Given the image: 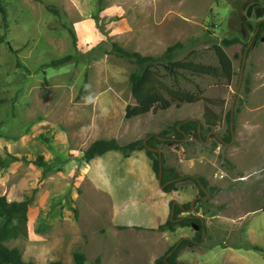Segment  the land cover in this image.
I'll use <instances>...</instances> for the list:
<instances>
[{"label": "rangeland", "instance_id": "obj_1", "mask_svg": "<svg viewBox=\"0 0 264 264\" xmlns=\"http://www.w3.org/2000/svg\"><path fill=\"white\" fill-rule=\"evenodd\" d=\"M3 4L7 15L6 22L0 15V196L31 202L27 221L12 219L4 241L9 248H18L24 260L34 264H74L76 252L86 255V264H95L98 258L100 264H153L154 258L168 254L170 248L163 243L156 252L157 237L151 230L117 224L118 207L124 209L116 201L115 189L120 198L133 189L137 192L133 179L122 183L115 179L124 174L125 157L120 152L91 161L84 157L98 140L125 146L167 131V137L155 143L166 168L208 181L205 196L191 181L177 184L178 202L193 204L189 214L203 216L207 226L204 242L182 250L178 262L264 264V34L254 41L264 19V0H103L101 5L97 0H3ZM48 6L57 8L60 16L51 14ZM69 28L76 33V44ZM236 38L239 44L225 47L236 73L230 84L190 75L179 83L181 89L215 101L211 107L222 116L220 126L212 130L204 126V102L125 118L127 106L135 104L130 76L137 66L119 58L114 45L152 57L157 64L189 58L218 66L213 47ZM174 46L179 49L167 57ZM65 57L72 60L51 66ZM86 79L89 92L80 97ZM166 82L174 84L170 78ZM191 119L204 126L203 140L194 132L184 140L174 138V128ZM133 155L146 157L155 175L144 150ZM39 156L53 167L46 175L42 168L22 161ZM100 158L107 164L103 175L109 181L104 188L98 178L94 181L100 177L95 166ZM128 205L130 214L119 222H141L133 216L138 207L132 200ZM189 233L186 228L178 236Z\"/></svg>", "mask_w": 264, "mask_h": 264}, {"label": "trees", "instance_id": "obj_2", "mask_svg": "<svg viewBox=\"0 0 264 264\" xmlns=\"http://www.w3.org/2000/svg\"><path fill=\"white\" fill-rule=\"evenodd\" d=\"M101 5L103 0H97ZM47 10L59 17L60 13L57 8L48 6ZM0 15L3 21L6 22L7 11L4 7L3 0H0ZM74 43L77 42L76 33L73 28L68 29ZM264 34V22L260 25L259 31L254 41H258ZM3 42V39H0ZM239 39L224 40L222 45H215L213 47L217 56L219 65H205L190 61L189 58L178 61H169L166 64H157V61L152 57H143L139 53H129L118 45H114V52L119 58L128 59L137 66V70L130 76L131 92L135 100L134 105H128L126 109L125 118L131 120L137 117L145 116L149 113L157 111H167L172 107H180L183 104H197L199 102L205 103L203 124L207 130H212L222 123V116L217 114L211 107L215 105V101L203 97L200 93H192L181 89L179 86L180 80H187V75L197 77H213L217 79H225L229 84L233 81L236 73L234 64L230 56L227 54L225 47L239 44ZM179 49L174 46L168 49L167 57L171 58L173 53ZM17 54V52H16ZM72 57H65L51 63L53 67H60L68 64ZM20 66V64H18ZM170 78L174 84L169 85L166 79ZM89 92L88 80L86 79L79 96L83 97ZM231 119V115L229 117ZM198 120H186L179 123L174 128V138L177 140H184L192 132L195 133L198 139L203 140L201 128H204ZM168 132L165 131L157 136L151 135L146 142L137 141L125 146L118 144L116 140H98L94 142L88 150L84 153L87 161H91L97 157H101L109 152H120L125 158H129L132 153L144 150L151 160L152 170L158 178L163 191L171 193L177 191V184L184 181L193 182L200 190L201 195H206L208 189V181L202 177L197 176H179L173 169H168L165 166V158L151 149H157L155 143L159 142V138H166ZM232 135L227 137L229 142ZM24 162H30L43 170V175H46L52 170V165L45 161L44 156H39L35 160H28L26 157L22 158ZM161 178V180H160ZM30 200L21 202L10 201L6 196H0V223L5 220L2 227H0V264H34L32 261H26L23 258L22 252L18 248H9L4 241L10 233V225L14 217H18L24 221L28 220V213L30 207ZM192 204L180 205L175 202L171 203V216L167 222L161 225L158 230L160 232L174 233L178 228H195L197 230L194 238H183L176 245L170 248L168 254L157 259L155 264H183L178 262V256L182 250L189 247L199 246L204 242L207 233L206 221L203 216L196 213H190ZM189 215H184V214ZM261 251L260 249H256ZM86 255L80 252L74 254V264H86ZM101 260L98 258L95 264H100ZM49 264H63L60 261H52Z\"/></svg>", "mask_w": 264, "mask_h": 264}, {"label": "crops", "instance_id": "obj_3", "mask_svg": "<svg viewBox=\"0 0 264 264\" xmlns=\"http://www.w3.org/2000/svg\"><path fill=\"white\" fill-rule=\"evenodd\" d=\"M101 159L102 158H100L99 161H95V166L97 167L96 172L98 171V176L100 177H96L94 181L96 183V180L98 178V180L100 181L99 185L101 187L103 186L102 188H104L105 184L108 185L109 180H107V178L104 179L105 175H103V173L105 171L107 172V169L104 165L107 166V164L104 163ZM121 166L126 168L125 171L123 170L124 174L122 176H117L115 179H117V181H120L121 183L123 181H129L128 179H133L135 181V184L137 185V192H135V189H133L132 193L129 194L128 191L127 195H124L125 197H121L122 200L120 201V191L118 192L117 189H115L117 194L116 201L119 204L122 202L121 207L122 209H124V211H122L120 209V206L118 207L119 210L117 214H115L117 224H120L121 226L132 230L136 228H145L151 230L153 233H156V235L154 236L157 237L156 252L161 248V243H163L162 245L166 246L167 248H171L176 245L180 239L193 238V236H195V228H188L190 229L191 233L185 234L184 236H178V234L186 228H178L174 233L158 231V228L161 225L165 224L171 217V203H180L175 197V192L165 193L163 191V188L157 182L155 175H153L146 157L142 155H138V157H136V155H133L129 158H125V161L121 163ZM125 178H127V180ZM131 200L133 205L135 207H138L134 210L133 216L136 220L141 222H135L133 220L134 222L131 221V223L129 224L120 223V218L128 216L130 214V211L127 210H129L131 207V205H128V201ZM145 211L146 214H144ZM137 216L138 218H136ZM144 217L146 219H144ZM141 236L144 240L148 239L143 235ZM152 237L153 236H151L150 238ZM145 260L146 258H143L141 263H143ZM155 261L156 259L154 258L153 264H155Z\"/></svg>", "mask_w": 264, "mask_h": 264}, {"label": "water", "instance_id": "obj_4", "mask_svg": "<svg viewBox=\"0 0 264 264\" xmlns=\"http://www.w3.org/2000/svg\"><path fill=\"white\" fill-rule=\"evenodd\" d=\"M263 22H264V19L261 20V21L259 22L258 30H259L260 25H261ZM251 45H252V42L248 45V47H247V49H246V51H245V54H244V62H243V69H242L241 76L243 75L244 65H245V62H246V59H247V56H248V52H249V49H250ZM145 144H146V142H145ZM151 151L159 153V155H160V159L162 158L161 152H160L158 149H151ZM160 180H161V178H160ZM192 207H193V204H192ZM173 214H174V213H173V211H172V212H171V216H173Z\"/></svg>", "mask_w": 264, "mask_h": 264}]
</instances>
